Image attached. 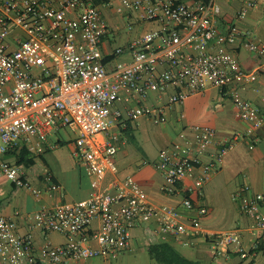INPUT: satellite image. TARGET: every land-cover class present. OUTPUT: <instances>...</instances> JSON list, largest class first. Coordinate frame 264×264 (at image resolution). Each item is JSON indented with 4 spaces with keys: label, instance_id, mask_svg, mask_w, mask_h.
Instances as JSON below:
<instances>
[{
    "label": "built area",
    "instance_id": "1",
    "mask_svg": "<svg viewBox=\"0 0 264 264\" xmlns=\"http://www.w3.org/2000/svg\"><path fill=\"white\" fill-rule=\"evenodd\" d=\"M112 0H0V177L6 176L35 195L59 189L51 174L46 187L39 188L27 177L23 164L4 155L26 149L40 156L60 141L50 137L62 128L75 133L73 155L93 176L90 196L61 202L25 214L29 230L22 233L17 219L0 214V264H61L119 253L129 248L131 230L140 223L155 220L160 231L187 243L198 237L210 243L212 264H223V257H247L246 264H263L257 259L264 251V190L252 191L244 184L233 193L241 210L252 218L253 243L247 247L240 230H208L201 216L208 207H197L192 198L201 194L204 184L217 172L215 161L205 160L212 145L219 144L216 160L237 141L250 139L253 148L264 123L261 108L246 99L241 87L257 78V70L242 67L230 45L242 46L264 59V42L255 31L235 23L219 29L215 0H118L116 11L133 17L157 21L160 26L118 46L110 53L103 50L111 24L102 6ZM258 0H243L237 16L244 18L257 7ZM15 31V37L10 39ZM128 54L130 58L120 59ZM112 57L111 66L108 58ZM210 87L228 95L247 123L244 131L230 139L219 140L217 129L194 127L192 140L175 141L160 150L156 167L165 177L162 189L170 194L186 179L182 206L197 214L185 218L177 205L151 200L139 181L117 174L116 155L121 133L113 132L124 119L137 120L147 115L156 123L167 120L165 107L138 104L126 111L116 106L122 89H131L141 98L149 91H175L169 102L182 103L189 96ZM16 216H22L20 210ZM94 223H98L94 226ZM45 234L62 233L66 240L54 244L46 240L35 244V230Z\"/></svg>",
    "mask_w": 264,
    "mask_h": 264
},
{
    "label": "crops",
    "instance_id": "2",
    "mask_svg": "<svg viewBox=\"0 0 264 264\" xmlns=\"http://www.w3.org/2000/svg\"><path fill=\"white\" fill-rule=\"evenodd\" d=\"M95 2V0H93ZM193 2L195 0H188ZM219 6L216 16V24L219 29H224L228 24L235 23L244 29L255 31L264 42V0H258L257 7L250 10L247 16L239 18L237 13L243 5V0H215ZM95 3H100L95 2ZM118 0L102 6L108 18L112 30L105 37L103 50L110 53L118 46L127 45L132 39L140 36L146 31L156 29L160 26L157 21H142L133 17L134 29L128 31L125 25L129 22L125 16L116 11ZM126 20V24L125 21ZM15 37V31L10 39ZM239 57L242 67L257 70V78L247 82L241 87L242 95L261 108L264 117V59L242 46V40L230 45ZM112 57L108 58L110 65L114 64ZM130 58L128 54L122 55L120 59ZM175 91L170 88L166 92L149 91L146 97L141 98L131 89H122L116 106L126 111L129 107L138 104H147L155 107H165L167 120L156 123L147 115H142L137 120L124 119L125 121L113 127V132L121 133L120 148L116 155L119 167L118 173H109L105 183H109L115 176L124 178L133 175L141 184L151 200L158 204L177 205L183 209L184 217L189 219L196 215V210L187 211L182 206L185 195V187L192 184L194 179H186L179 184L177 191L173 194L165 192L162 187L165 177L161 170L156 167L161 149L171 146L175 141L192 140L195 135L194 127L211 126L217 129L219 140L230 139L235 132L246 129L247 123L233 100L228 95H223L217 87L189 96L182 103L169 102L170 95ZM52 136V135H51ZM259 140L252 148L250 139L237 141L216 160L220 146L212 145L209 148L205 160L216 162L217 172L214 173L204 184L202 193L194 192L192 198L197 207L206 206L208 212L201 216V222L208 230H235L242 232L245 244L250 247L255 236L251 233L250 225L252 218L241 210L239 199L233 198V193L244 184H249L252 196L256 192L264 190V123L258 130ZM51 139V137H50ZM51 141H53L51 139ZM57 141V140H56ZM53 141V142H56ZM75 138L70 142V154L62 150L60 145L67 143L60 139L55 147L48 149L40 156L30 154L26 149L19 152L10 151L4 158L12 162L23 164L27 170V177L32 184L39 188L47 185L45 176L51 174L54 181L59 185L58 190L45 191L41 195L33 194L25 187H19L6 176L0 177V214L17 219L19 229L22 233L29 230V219L25 214L34 213L44 207H53L65 201H77L91 195L93 191V176L90 175L85 166L76 160L73 155ZM25 153L32 161L20 162ZM74 156V157H73ZM74 158V159H73ZM20 210L22 216H16L15 211ZM264 212V202L261 203ZM98 223H94L97 226ZM264 242V230L260 233ZM46 240L54 244H61L66 237L59 232L45 234L41 230H35V244L41 246ZM187 238H177L173 235H164L158 223L153 219L136 224L131 230V243L129 248L116 254L98 256L89 259L69 260L61 264H131L134 258L136 264H141L140 253L148 252L152 244L169 242L176 248L187 247L197 252L196 260L199 264H212L213 253L208 241L198 237L187 243ZM188 248V247H187ZM152 264H161L150 254ZM257 259L264 264V251L259 252ZM247 257L233 255L223 257V264H246Z\"/></svg>",
    "mask_w": 264,
    "mask_h": 264
},
{
    "label": "trees",
    "instance_id": "3",
    "mask_svg": "<svg viewBox=\"0 0 264 264\" xmlns=\"http://www.w3.org/2000/svg\"><path fill=\"white\" fill-rule=\"evenodd\" d=\"M100 0H95V2H99ZM206 1V0H203ZM25 149H23L24 151ZM23 155L20 158V162H24L26 160L32 161L30 157H26ZM150 254L153 258L159 261L161 264H199L198 261L190 259L185 256L182 252H180L175 246H173L169 242H160L152 244L149 248Z\"/></svg>",
    "mask_w": 264,
    "mask_h": 264
},
{
    "label": "rangeland",
    "instance_id": "4",
    "mask_svg": "<svg viewBox=\"0 0 264 264\" xmlns=\"http://www.w3.org/2000/svg\"><path fill=\"white\" fill-rule=\"evenodd\" d=\"M124 21H125V24H126V20H124ZM125 27H126V25H125ZM75 136H76L75 133L73 131H71L69 128H62V129H60L59 132H57L55 134H52L51 139L53 141H56L58 138L64 139L67 143H65L64 145L63 144L60 145V147H62L63 151H65L66 153L70 154V151H69L70 142L75 138ZM76 160L77 159L75 158V162H76ZM187 247L178 246L177 248L180 249L185 254L189 255L191 258L197 259L198 258L197 252H195L194 250L190 249L191 246H187ZM140 256H141V259H142L141 264H152L151 263L150 254L148 252H142V253H140ZM133 261L134 262L133 263L131 262V264H136L135 263V261H136L135 258H134Z\"/></svg>",
    "mask_w": 264,
    "mask_h": 264
}]
</instances>
